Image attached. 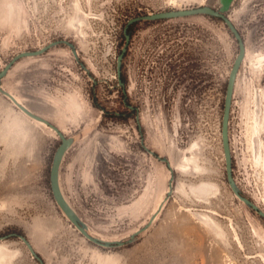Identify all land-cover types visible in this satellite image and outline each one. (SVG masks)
<instances>
[{"label":"rangeland","instance_id":"rangeland-1","mask_svg":"<svg viewBox=\"0 0 264 264\" xmlns=\"http://www.w3.org/2000/svg\"><path fill=\"white\" fill-rule=\"evenodd\" d=\"M203 5L219 0H0V72L21 53L75 45L78 60L57 45L18 61L2 86L73 139L60 185L90 234L127 244L101 247L70 223L51 187L60 137L1 94L0 237H26L45 264H264V218L226 177L221 123L239 53L228 27L204 15L132 25L119 82L129 20ZM227 15L246 47L230 117L233 174L264 212V0H235ZM167 50L186 62L200 52L202 66L216 68L211 137L189 131L186 111L167 121ZM3 253L0 264H40L18 237L0 241Z\"/></svg>","mask_w":264,"mask_h":264},{"label":"water","instance_id":"water-1","mask_svg":"<svg viewBox=\"0 0 264 264\" xmlns=\"http://www.w3.org/2000/svg\"><path fill=\"white\" fill-rule=\"evenodd\" d=\"M235 0H219V7L213 8L207 5L200 6L197 8H191V9H183V10H173V11H167V12H160V13H153L148 15H141L138 17H135L128 21L125 29H124V35L126 38V43L124 48L122 49L121 54L118 57V77L120 85L124 86V84L121 81V70H122V64L123 60L125 58L126 52L128 50L129 43L131 41V33L129 32V29L132 25L136 23L141 22H154L159 20H170V19H179V18H187V17H194V16H209L212 18H216L221 20L230 30V32L233 34L234 38L238 42L239 46V53L235 59L234 65L231 69V73L228 80V85L226 89V95H225V103H224V117H223V123H222V146H223V153L225 157V163H226V177L227 182L233 191L234 195L242 201L247 207H249L251 210H254L257 212L262 218H264V212L259 209V207L253 203L251 200L246 198L241 190L239 189L237 182L235 180L234 174H233V155H232V148H231V142H230V135H229V125H230V117H231V109L233 104V97H234V91H235V85L237 81V76L239 73V70L242 66V63L246 56V47L245 42L243 40L242 35L240 34L239 30L229 18L227 13L230 11L233 3ZM67 45L69 46L75 58L78 60V53L76 50V47L73 43L69 41H57L54 43L49 44L47 47H44L40 50L33 51V52H25L17 55L12 59L10 63L6 65V67L0 72V94L6 97L8 100H10L13 105L19 109L21 112H23L25 115L30 117L33 120H36L38 122H41L51 129H53L58 136L61 139V145L57 149V152L54 156L53 165L51 168V187L54 199L61 209V211L64 213V215L67 217V219L70 221V223L90 242L99 245L101 247L111 248V247H122L126 245V242L121 241H104L99 238H96L92 236L89 232L88 225L79 217L77 212L73 209L71 204L67 201L65 198L63 191L61 189L60 185V169L61 165L63 163L64 157L68 150L73 145V139L67 138L57 127L52 125L48 120L44 119L43 117L35 114L33 111H31L28 107H26L24 104H22L13 94L5 90L2 86V80L8 75L9 71L14 67V65L20 61L23 58L27 57H38L45 53H47L52 47H55L57 45ZM130 109H133V107H130ZM167 162V165L170 167L171 173H173V169L171 168V164L169 161L164 160ZM174 180L172 176V181ZM172 194V191L170 192V195ZM163 205L160 206L159 211L155 213L149 220L148 224L145 225L142 229L138 230L135 234H133L128 243H133L137 236L144 233L155 221L156 217L158 216L159 212L162 210ZM12 237H18L22 242L27 246L30 253L33 255L35 259L39 261L40 264H45L42 259L37 255L35 252L33 246L31 243L27 240L24 236H17L16 234H9L3 237H0V241L7 240L8 238Z\"/></svg>","mask_w":264,"mask_h":264},{"label":"flooded vegetation","instance_id":"flooded-vegetation-1","mask_svg":"<svg viewBox=\"0 0 264 264\" xmlns=\"http://www.w3.org/2000/svg\"><path fill=\"white\" fill-rule=\"evenodd\" d=\"M184 61L185 58H180V53L173 55L171 51L167 50L163 73L164 106L167 121L171 122L175 111H178L179 115L186 111L187 115L183 116V120L189 121L188 126L191 128L189 131L198 132L200 136L205 131V135L211 137V130L216 125L217 120L218 85L214 71L216 68L207 70V67H203L200 52L194 61ZM135 110L136 108L133 107V111Z\"/></svg>","mask_w":264,"mask_h":264},{"label":"bare ground","instance_id":"bare-ground-1","mask_svg":"<svg viewBox=\"0 0 264 264\" xmlns=\"http://www.w3.org/2000/svg\"><path fill=\"white\" fill-rule=\"evenodd\" d=\"M204 6V5H203ZM12 94V93H11ZM17 98V97H16ZM36 121V120H35ZM38 122V121H37ZM41 123V122H40ZM184 169H187V165H183ZM66 198V197H65ZM67 199V198H66ZM68 201V200H67ZM4 258V253L0 255V261H2V259Z\"/></svg>","mask_w":264,"mask_h":264},{"label":"trees","instance_id":"trees-1","mask_svg":"<svg viewBox=\"0 0 264 264\" xmlns=\"http://www.w3.org/2000/svg\"><path fill=\"white\" fill-rule=\"evenodd\" d=\"M131 31V27H130V29H129V32Z\"/></svg>","mask_w":264,"mask_h":264}]
</instances>
